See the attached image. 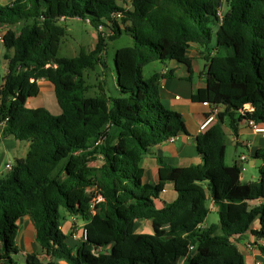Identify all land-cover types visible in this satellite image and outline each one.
Here are the masks:
<instances>
[{
	"label": "trees",
	"instance_id": "16d2710c",
	"mask_svg": "<svg viewBox=\"0 0 264 264\" xmlns=\"http://www.w3.org/2000/svg\"><path fill=\"white\" fill-rule=\"evenodd\" d=\"M4 1L0 33L8 64L0 82V122L6 119L0 140L12 136L27 150L0 176V264H18L13 254H21L24 217L49 258L21 254L26 264H246L237 243L248 236L264 256V153L254 155L263 160L257 180L242 182L241 167L225 163L227 129L236 134L240 123L264 122V0H224L221 17V0H131L129 8L119 0ZM118 11L122 17L111 18ZM68 18L103 26L93 49L58 56L65 33L59 21ZM122 31L132 44L114 52L117 96L104 88L87 96L84 70L100 62L106 39ZM190 43L202 47L206 61V85L192 99L218 107L216 121L196 136L200 164L179 167L157 158L158 181L144 182L143 155L185 132V124L162 104L158 74L144 78L143 67L186 62ZM40 78L54 87L56 115L27 106ZM169 181L176 197L158 207ZM89 189L102 197L95 215ZM207 200L219 221L204 226ZM61 208L84 220L86 238L74 247L60 225ZM140 220H150L153 232H136Z\"/></svg>",
	"mask_w": 264,
	"mask_h": 264
},
{
	"label": "crops",
	"instance_id": "0c3cea01",
	"mask_svg": "<svg viewBox=\"0 0 264 264\" xmlns=\"http://www.w3.org/2000/svg\"><path fill=\"white\" fill-rule=\"evenodd\" d=\"M9 1L10 0H5L4 3H8ZM118 5L120 4L118 3ZM214 53L215 51L212 50L210 54L213 55ZM4 54L5 48L0 41V60L3 59L1 63L2 66H0V82L3 81L2 79L7 72L8 63L4 58ZM204 55L203 49L199 44L190 43L186 51V62H179L177 60H167L164 62L155 61L158 62V65L155 66L156 70L152 74L157 73L159 76L158 88L160 100L165 107L177 111L182 116L185 124V132H181L173 137L172 140H166L147 150L140 162L143 169L144 182L156 183L158 181L159 165L157 158L162 159L169 165L179 167L196 165L202 162V158L196 150L195 139L200 133V125L209 116L211 105L194 101L192 96L206 85V61ZM37 82L39 85V93L37 96L28 99L27 106L31 108H46V102L41 97L46 93H54V87L44 78L38 79ZM57 109H59V107ZM225 145V163L227 165L237 164L241 167V181L249 182L257 180L259 178L258 169L262 165L263 160L256 158L254 155L257 151L264 153L263 135L254 131L248 123H240L236 134H233L229 128L227 129ZM232 148L234 149V154L230 157L229 152ZM26 150L27 144L16 140L12 136L1 138L0 162L4 160V167L8 162L13 164L15 159L25 156ZM242 154L246 155V159L244 161H239V156ZM2 173L3 171L0 168V174ZM246 175H248L247 178L245 177ZM175 197L176 193L173 183L169 181L166 183L159 199L156 200V205L158 206V204L161 203V206H163L174 200ZM210 205L212 209L216 210L211 201ZM78 220L81 219L69 215L63 223L65 227H69V234L67 235L70 237V240L67 241L69 246L74 247L78 244V241L81 240L80 235L84 222L79 223ZM137 222H140V229L142 232L149 233L151 227L150 220H140ZM203 225L207 226L208 224L204 223ZM256 227L257 222L253 225V228ZM73 233H76L78 236L77 239L72 237ZM17 246L21 254H35L44 263L49 261V258L42 253L41 247L35 240L34 226L29 217H24L19 222ZM237 246L243 253L244 259L246 256V261H248L249 264H254L255 262L264 264V256L261 255L251 237L242 238L237 243ZM54 264L66 263L62 260H55Z\"/></svg>",
	"mask_w": 264,
	"mask_h": 264
},
{
	"label": "rangeland",
	"instance_id": "374dc122",
	"mask_svg": "<svg viewBox=\"0 0 264 264\" xmlns=\"http://www.w3.org/2000/svg\"><path fill=\"white\" fill-rule=\"evenodd\" d=\"M131 0H119L118 3L124 7L129 8ZM221 8L224 12L225 10V2L221 0ZM59 24L65 27V33L61 38L58 56L61 57H75L78 55L80 49L84 47L85 49L91 50L94 48L95 43L97 41V30L91 26L86 20H82L79 18H68L66 20H60ZM125 24H122L121 28H124ZM216 30L217 25L215 23L211 24V44L213 47L216 46ZM108 36V35H107ZM132 38L129 33L122 31L119 36L114 39H106V44L103 47L99 57L100 62L97 63L92 69H85L83 72V80L86 84H88L89 89L86 91L87 96H94L101 91V88L106 89V92L110 95L117 96L118 92L115 88V69H114V52L117 48L121 46L131 45ZM3 59L0 60V66H2ZM158 62H151L143 67V77L148 78L156 69L155 66L158 65ZM103 81H102V80ZM46 103V108L54 115L59 113V109L55 100L54 93H46L41 97ZM234 154V149H230L229 155L232 157ZM4 160L0 162V168L3 173L0 176H4L7 173V169L4 167ZM100 164V161L96 162ZM248 175L245 177L247 178ZM89 193L92 195L95 194L94 189H89ZM94 195V197H95ZM158 204V203H157ZM161 206V203L158 204V207ZM206 206L209 209V212L205 218L204 223L210 225L213 223H218L219 215L216 210L212 209L210 205V201H206ZM61 218L60 225L63 229V232L68 235L69 227H65L63 224L65 219L68 218V214L61 208ZM81 219V218H80ZM79 223H83L84 220H78ZM82 226V224H81ZM140 222L136 223L135 231L142 232L140 229ZM152 227L149 229V233H152ZM70 240V237L67 241ZM246 255V254H245ZM13 258L16 260L18 264H26L24 256L21 254H13ZM245 263L249 264L246 261Z\"/></svg>",
	"mask_w": 264,
	"mask_h": 264
},
{
	"label": "built area",
	"instance_id": "2783aa9c",
	"mask_svg": "<svg viewBox=\"0 0 264 264\" xmlns=\"http://www.w3.org/2000/svg\"><path fill=\"white\" fill-rule=\"evenodd\" d=\"M222 13H223V11H222V8H221V1H220V5L218 7V15L221 17ZM122 15L123 14L118 11V12H115V13L111 14V18H113L115 20H119L122 17ZM96 30L97 31H103V26L99 25ZM108 33L111 34V30H108L107 34ZM0 41L2 42L1 33H0ZM203 103L204 104H209V103H206V102H203ZM218 111H219L218 107H215V106L211 105V111L209 113L208 118L200 125V132H205L216 121V115H217ZM5 120L0 122V128H2L3 124L5 123ZM248 124H249V126L252 127V129L254 131L261 133L263 135V137H264V122H255L253 120H250L248 122ZM169 139L172 140L173 137H170ZM245 159H246V155L245 154H242V155L239 156V161H244ZM11 166H12V164L9 163V162L5 164V168L7 170L11 169ZM101 200H102V197H101L100 194H97V195H95V197H93V202H92L93 204L91 205V209H90V214L91 215H95V209L93 207L94 204L99 202V201H101ZM72 237L77 239L78 236L76 235V233H73ZM80 238H81V240L86 238V230L84 228V225L82 226ZM193 249H194V247L190 246V250H193ZM254 264H261V263L260 262H255Z\"/></svg>",
	"mask_w": 264,
	"mask_h": 264
}]
</instances>
